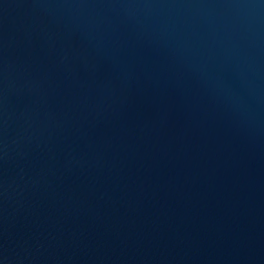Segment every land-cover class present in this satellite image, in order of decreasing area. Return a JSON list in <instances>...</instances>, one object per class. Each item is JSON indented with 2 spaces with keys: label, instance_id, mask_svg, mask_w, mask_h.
I'll return each instance as SVG.
<instances>
[{
  "label": "water",
  "instance_id": "obj_1",
  "mask_svg": "<svg viewBox=\"0 0 264 264\" xmlns=\"http://www.w3.org/2000/svg\"><path fill=\"white\" fill-rule=\"evenodd\" d=\"M0 264H264V0H0Z\"/></svg>",
  "mask_w": 264,
  "mask_h": 264
}]
</instances>
